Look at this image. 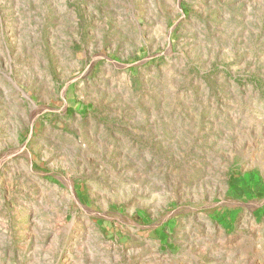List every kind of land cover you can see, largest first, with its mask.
<instances>
[{
  "label": "rangeland",
  "instance_id": "1",
  "mask_svg": "<svg viewBox=\"0 0 264 264\" xmlns=\"http://www.w3.org/2000/svg\"><path fill=\"white\" fill-rule=\"evenodd\" d=\"M0 264H264V0H0Z\"/></svg>",
  "mask_w": 264,
  "mask_h": 264
}]
</instances>
